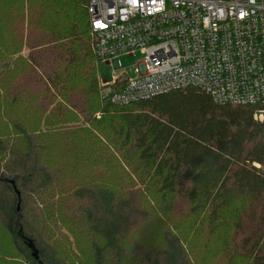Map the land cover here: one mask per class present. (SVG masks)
Instances as JSON below:
<instances>
[{
    "label": "trees",
    "instance_id": "1",
    "mask_svg": "<svg viewBox=\"0 0 264 264\" xmlns=\"http://www.w3.org/2000/svg\"><path fill=\"white\" fill-rule=\"evenodd\" d=\"M14 16L9 48L0 25V264H198L199 237L221 264H264L255 107L196 89L103 102L87 0H22Z\"/></svg>",
    "mask_w": 264,
    "mask_h": 264
},
{
    "label": "built area",
    "instance_id": "2",
    "mask_svg": "<svg viewBox=\"0 0 264 264\" xmlns=\"http://www.w3.org/2000/svg\"><path fill=\"white\" fill-rule=\"evenodd\" d=\"M92 53L118 76L98 96L127 106L196 89L264 123V0H87ZM142 54L129 79L119 57ZM258 167V166H257Z\"/></svg>",
    "mask_w": 264,
    "mask_h": 264
},
{
    "label": "rangeland",
    "instance_id": "3",
    "mask_svg": "<svg viewBox=\"0 0 264 264\" xmlns=\"http://www.w3.org/2000/svg\"><path fill=\"white\" fill-rule=\"evenodd\" d=\"M9 1V0H7ZM22 0H12V2H9L7 5V16L4 21L0 23L1 27L7 28L9 32H7V36L4 37V43L6 44L7 48L11 47L15 43V34L12 32L14 28H16V21L14 20V15L19 12L20 10V3ZM28 54V50L26 48H22V51L20 53L22 58H25ZM93 54V53H92ZM142 54L139 52L134 53L132 56H121L119 57V61L121 63V71L126 72V76L129 79H133L135 77L134 75V68L136 67L137 63L141 61ZM23 64L21 62H18L16 72H19L22 68ZM119 72L114 70V67L112 64H105L102 62L96 63V81L98 82V77L105 82H110L113 76H118ZM11 74L7 75L10 76ZM99 114L95 116V118H98ZM76 125L85 126L83 122V118L81 117L79 119V123ZM142 193L144 192L143 189L140 190ZM185 207L184 203H178L175 206V211H180L182 208ZM171 222H174L178 218L176 217L175 213L173 212V215H168ZM149 224L145 227L143 237L141 240V243L145 241V239L148 237V234L150 233L153 226H158L159 223L152 219L148 222ZM185 224L184 222H182ZM142 231V230H141ZM140 231V232H141ZM232 232H229L231 234ZM139 235L136 237V240H138ZM83 241V239H81ZM83 243V242H82ZM193 246L195 248V254H196V261L198 264H221V261L218 260V257H213L211 255L212 251L211 249L206 250L205 247H203V239L202 237L197 238L193 242ZM212 247V244L209 246ZM214 247V246H213ZM234 264H245L243 261H240L239 259Z\"/></svg>",
    "mask_w": 264,
    "mask_h": 264
},
{
    "label": "water",
    "instance_id": "4",
    "mask_svg": "<svg viewBox=\"0 0 264 264\" xmlns=\"http://www.w3.org/2000/svg\"><path fill=\"white\" fill-rule=\"evenodd\" d=\"M16 195H17V197H18V199H19V194H18L17 191H16ZM18 205H19V202H18ZM18 210H19V206L17 207V211H18ZM18 236H19L20 238L23 239L25 245L27 246V248H28L29 251H30V255H31V257H32L34 260L37 261V260H38V251H37V249L35 248V246H34V244L32 243V241L29 240V239H27V238H25V237L23 236L21 230H19V232H18Z\"/></svg>",
    "mask_w": 264,
    "mask_h": 264
}]
</instances>
